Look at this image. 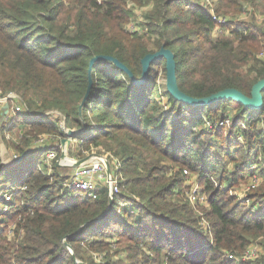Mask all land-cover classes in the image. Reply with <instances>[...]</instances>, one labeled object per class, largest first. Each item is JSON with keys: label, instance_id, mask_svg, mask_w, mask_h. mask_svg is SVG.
Here are the masks:
<instances>
[{"label": "trees", "instance_id": "obj_1", "mask_svg": "<svg viewBox=\"0 0 264 264\" xmlns=\"http://www.w3.org/2000/svg\"><path fill=\"white\" fill-rule=\"evenodd\" d=\"M149 1L138 21L146 31L138 33L126 28L134 14L127 0H0V86L21 106L9 128L19 142L7 140L3 126L0 140L18 154L57 152L50 174L42 157L16 180L1 175L12 165L0 157V264H264V183L248 190L249 204L230 193L255 172L264 181V91L258 109L233 98L188 104L164 82L159 89L165 57L136 82L141 59L167 48L186 94L233 87L250 96L264 78L256 53L264 46V0ZM209 7L227 16L250 8L249 19L229 17L226 35L216 36ZM98 55L105 57L90 68ZM83 125L72 156L100 147L121 161L109 208L106 187L96 198H65L59 143L67 128ZM41 134L52 139L33 144ZM184 168L197 173L205 206L186 195ZM3 191L12 200L3 201ZM253 242L255 258L244 257Z\"/></svg>", "mask_w": 264, "mask_h": 264}, {"label": "built area", "instance_id": "obj_2", "mask_svg": "<svg viewBox=\"0 0 264 264\" xmlns=\"http://www.w3.org/2000/svg\"><path fill=\"white\" fill-rule=\"evenodd\" d=\"M103 1V0H98ZM211 4V0H207ZM145 6H140L138 8H132L134 13H136V19L133 17L130 18V20L126 24V28L130 32H144L146 31V27L143 25H140L138 21H140ZM250 12V8L246 11H243L240 13L238 18H242L244 15H248ZM210 13L212 14L214 20L216 21V26L213 31H216L217 29L222 30V25L228 24L229 16L217 14L214 12L213 8H210ZM226 33V31H225ZM215 34V33H213ZM257 56L259 58L264 59V48L257 53ZM8 92V93H6ZM16 95L11 91H4L0 86V104L6 100H8V108H10V113L7 114L6 118L8 119L7 122L10 120L12 121L15 114L19 111H21L20 104L13 100V98ZM1 111V110H0ZM29 113V112H28ZM26 113V117L31 116V113ZM228 121V118L225 120V122ZM10 124V122H9ZM219 124H222L220 122ZM11 125V124H10ZM8 137V136H7ZM48 137H51L47 134H41L36 139L33 140V144L35 145H44L45 141ZM60 148H62L61 140L59 143ZM15 157L17 154H14ZM57 152L54 149H49L45 155L43 156L42 160L48 167L47 173L50 174L51 171V165L53 160L56 158ZM84 157L86 159L82 162H76L80 158H70L67 160V163L70 165H65L68 167V177L66 181L63 182V185L67 187L66 195L65 197H68L69 199L75 198L77 196L82 197H90V198H96L99 194V190L103 187L107 188L109 197L113 198V194L118 192L120 189L119 186V169L121 166V161L119 158L114 156L111 152L107 151L106 153H87ZM105 159L108 160V165L105 162ZM184 173H187V169H183ZM251 183L250 185H253L254 182L257 180H263L261 176L257 175V173H253L250 175ZM190 189L188 192V198L192 203H195V201L205 200L203 195H200L201 189L199 183L193 182L190 184ZM1 196L3 197V201L9 202L13 198L12 191H3L1 192ZM7 206H4L3 210H6ZM247 253H249V256H253L256 253V249L249 248L247 250ZM247 255V254H246Z\"/></svg>", "mask_w": 264, "mask_h": 264}, {"label": "rangeland", "instance_id": "obj_3", "mask_svg": "<svg viewBox=\"0 0 264 264\" xmlns=\"http://www.w3.org/2000/svg\"><path fill=\"white\" fill-rule=\"evenodd\" d=\"M146 1L147 0H127V5L130 8H138L140 6H145V10H146V9H148V6L150 5V2H151V1H149V2L146 3ZM199 1H200V3H207V4H209L211 6V4L209 2H207V0H199ZM211 2H212V0H211ZM210 8L211 7H209V10H210ZM143 10H144V8H143ZM256 11L257 12H255L256 13L255 15L258 18V21H260L261 16L259 15V11L258 10H256ZM236 13L231 12V13H229V14L227 13V14L229 15V17L231 19L233 18V19L236 20V19H238V16L240 15V13L239 14H236ZM251 13H252V10H251ZM132 17L134 19H136L137 18L136 17V13H134L131 16V18ZM242 18L249 19V15H244ZM213 33H215L214 35H216V36L226 35L220 29H217L216 31H213ZM227 35L232 36V34H227ZM263 48H264V46L258 48V50L256 51V53L260 52ZM157 70H158L157 71V77H158L157 80L159 81L160 87H161L159 89H160V91H162L161 90L162 89V86L161 85H162L163 82L165 83V80H166V71H164L160 67H158ZM8 100L9 99H6L4 101H8ZM3 102L0 104V110L1 111L3 110V107H2L3 106ZM9 113H10V108H7V111L4 114L0 115V126H3V131H4L5 135H6V139L9 140V141L12 139L11 141L14 140L13 142L17 143V142H19V136L16 134V132H14V129L13 130L9 129L12 126V124L14 123V121H11V120L9 121L11 125L9 124V122H7L8 119L6 118V116ZM231 116H232V114H231ZM231 116H229V118H231ZM229 123L230 122H229V119H228V121L225 122V125H228ZM51 139H52V137H48L46 139L45 143L50 142ZM238 141H242V137L241 136H239ZM77 143H78V138H75L69 144V148L67 150L68 157H70V158L74 157V156H72V154H73L72 151L74 150V154H75V152L78 150ZM16 151L17 150L15 149V147L13 145H11L10 143H8L7 141L0 140V157H1V160L4 163V166H7L8 167L9 165H12V167H11L10 170H7L5 168L2 171L1 175L2 176L9 175L10 177H12V180H16V179L22 178L23 175H24V173L26 172V170L30 166L34 165V164H39L40 158H42L43 155H44V154L41 155L40 150H33L32 152H30L29 154H27L20 163H14V159H15V155L14 154H17V156L19 155ZM231 151H233V149H231ZM87 153H97V154H99V153H106V152H104L100 147H91V150L89 152H87ZM87 153H85V150H84V152L82 153V154H84L83 157ZM83 157L81 156V157H74V158H83ZM65 167H67V166H65ZM250 169H252L253 172L256 171L255 170L256 168H254V167H251ZM62 171H65L66 173H68V168L67 169H64ZM183 173H184V171H183ZM184 175L189 180L188 181L189 183L192 184L193 182H195V183H199V185H200V180L197 178V173L192 172V171H190V170L187 169V173H184ZM250 177L251 176H247L237 186L232 187L230 189V193L231 194L236 195L239 200L243 201V203H246V204H249L250 203V201L247 200V192H248V190L251 189V188H253V187L254 188L255 187H259L262 183H264L263 180H257L256 182H254L253 185H250V183H251ZM190 186L184 189L187 196L189 195L188 192H189ZM65 198H68V197H65ZM199 203H201L204 206L207 204L206 200H201V202L199 201ZM258 247L259 246H257V243L256 242L251 243L248 247L245 248L244 252H245V254H247V256H244V257H246V258L249 257L250 254L247 253V250L249 248H254L257 251L258 250ZM250 258L251 259H254L255 256L253 255Z\"/></svg>", "mask_w": 264, "mask_h": 264}, {"label": "water", "instance_id": "obj_4", "mask_svg": "<svg viewBox=\"0 0 264 264\" xmlns=\"http://www.w3.org/2000/svg\"><path fill=\"white\" fill-rule=\"evenodd\" d=\"M100 57H105V55H98V56L93 57L90 60V68L92 67L93 62ZM108 57L113 59L118 64V66L120 68L129 72L127 67L124 64H122L120 61H118L117 59H115L111 56H108ZM160 57H165V59H166V80H165V84H166L167 90L175 98H177L180 101L186 102V103L191 104V105H199V104L211 103V102H214V101L221 99V98H233V99L243 103L245 106L250 107V108L258 109L262 106V103H263L262 92L264 91V78L259 79L258 81H256L253 84L250 96L245 95L240 90L233 88V87H227V88L221 89L215 93H212L210 95L203 96V97H193V96H190V95L186 94L185 92L181 91L179 89V87L177 85V81H176V62H175L174 54L167 48H161L156 52L147 53L141 59L143 72H142V76L140 79H137V80L135 79L137 83L144 82L147 79L149 68H150V62L152 60L158 59ZM129 74H130V72H129ZM6 93H8V92H6ZM86 96H87V93L85 94L83 101L85 100ZM2 107H3V110L0 111V115L4 114L7 111L8 101H4ZM38 115H41V114H38ZM84 128H85V126L83 125L81 128H77V129L67 128L65 130V136L61 139V145H62L61 152H60V154L56 160V163L58 165H60V166H65V165L69 166L70 165L69 163H67V160L69 159V157L67 155V150L69 148V144L76 137V135H78L80 132H82V130H84ZM33 150H34V148H29V149H26L25 151H23L22 153H20L17 157H15L14 163H20L22 161V159L27 154L32 152ZM95 154H97V153H95ZM85 159H86V157H83V158L78 159L76 162H82ZM105 162L108 165L107 159H105ZM111 202H112V197H110L108 208L111 206ZM108 208L102 214H100L98 217L93 218V219L85 222L84 224L80 225V227L75 232H73V234H76L79 231H81L88 223L96 221L98 218H100L103 214L106 213Z\"/></svg>", "mask_w": 264, "mask_h": 264}]
</instances>
